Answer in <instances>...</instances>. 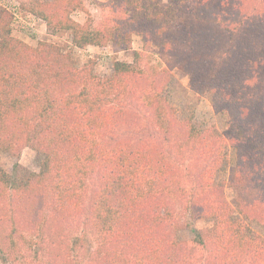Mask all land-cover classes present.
Segmentation results:
<instances>
[{
	"label": "trees",
	"instance_id": "trees-1",
	"mask_svg": "<svg viewBox=\"0 0 264 264\" xmlns=\"http://www.w3.org/2000/svg\"><path fill=\"white\" fill-rule=\"evenodd\" d=\"M79 6L78 0H35L29 12L52 34L70 31L79 48L111 43L130 49L133 35L145 50L157 46L169 68L185 72L199 97L209 94L214 112L227 113L232 126L225 141L213 127L181 123L164 99L166 87L146 72L116 62L111 78L100 81L90 67L74 68L56 45L31 47L15 38L13 16L1 9L0 149L28 146L42 160L38 173L21 180L0 168V206L11 201L9 189L18 208L30 204L33 209L28 196L45 189L51 190L53 204L44 216L40 208L32 213L34 229L27 226V237L16 230L27 221L0 207L5 219L0 264L14 261L6 240L17 248L28 239L49 259L65 244L66 225L74 219L82 227L72 242L76 255L61 264L82 257L78 252L87 237L96 244L88 264L101 253L128 247V253L141 256L112 262L105 255V264H264V239L249 228L253 222L264 225L259 207L264 204V127L258 125L264 118V0H170L165 6L158 0H116L93 31L69 19ZM205 28L210 31H199ZM214 30L226 31L227 41L220 37L219 44L211 43ZM136 97L146 99L151 110V141L120 142L117 134L127 131V109ZM228 146L235 150L227 183L231 201L208 179L215 168L227 170ZM177 169L192 180L190 190L179 177L172 179ZM174 193L186 200L188 219L211 224L191 240L168 243L167 228L177 212L165 196ZM187 250L200 253L189 257Z\"/></svg>",
	"mask_w": 264,
	"mask_h": 264
},
{
	"label": "rangeland",
	"instance_id": "rangeland-1",
	"mask_svg": "<svg viewBox=\"0 0 264 264\" xmlns=\"http://www.w3.org/2000/svg\"><path fill=\"white\" fill-rule=\"evenodd\" d=\"M34 1L35 0H0V10L5 9L13 16L11 32L15 38L31 47H36L39 43L56 45L59 47L61 53L67 54L70 57L74 68L81 69L90 67V74L100 79V81H105L111 78L113 74V65L116 62L128 64L137 73L146 72L151 79L155 78L158 80L157 82L161 86V89L166 87L162 90L164 99L167 105L173 110L178 121L184 124L194 125L198 129H201L202 127H213L215 129V134H219L226 141L228 133L230 132L229 128L232 126V121L228 117V114H216L211 106V96L206 94L199 97L194 91H192L189 86V76L181 70L169 68L167 55H165L157 46L150 45L149 48H146L145 50L141 38L137 35H133L130 49L119 48L115 45H111V43H105L103 46L88 45L85 48H79L74 45L73 36L70 31H58L52 34L47 30L43 21L30 14L29 11ZM78 1L80 2V6L70 12L69 19L73 23L87 26L88 31H93L101 26L104 18L109 15V8L114 5L116 0ZM158 3L165 6L170 3V0H158ZM229 14L230 11L228 10V15H226L225 18H228ZM221 27L222 26L220 25L219 28ZM208 30L209 29L205 28L204 30L199 31L207 32ZM216 31H213L214 40H212L211 43L219 44L220 37H222L224 41H227L228 33L226 31L221 33L218 30ZM135 53H140V57H137ZM164 70H168L169 72L165 71V76H162ZM135 100H137V97ZM145 100L146 99L142 98L134 101L132 107L130 106L127 109L126 122L128 123V129L125 132L117 134V140L120 142L136 144L139 141H151V138L147 134V130L151 128V110ZM258 125L259 128L264 127V118L258 119ZM227 157V170L225 171L215 168L216 170L209 174L208 179L212 186L223 188L227 199L231 201L233 194L231 193V188L227 185L228 171L235 165V150L231 146L227 147ZM41 160V157L37 156L28 146H19L16 149L13 148V150L9 151L0 149V168L10 176L18 178V180L26 178L29 173H38L41 167ZM153 167L158 168V165L153 164ZM172 172V179H175V176L177 179L179 177V180L181 181L179 183L181 186L182 183H184L186 184V190H190L192 187V180L186 177L185 170L177 169ZM5 192L11 201L9 203L7 201V203L0 207L6 210L11 209L15 213L17 219L21 217L23 218V221H27L22 222V224L20 223L16 228L17 231L24 232V234L28 231V229H26L27 226L32 227L33 225L31 223L32 213L40 208V216H44L53 204L52 192L49 189L38 190L32 192L30 196H28L29 199L27 198V200L32 203L34 207L33 209L30 204L24 207L26 209H22L20 206L19 208L16 207L17 204L14 203V193H12L11 189L6 190ZM178 194L179 193L167 194L165 196V199L174 205L177 212V215L174 218V223L170 228H167L168 243H172V241L178 242L191 240L195 231L203 229L211 224V221H208V219L200 217L194 220L188 219V216L190 215L185 211L187 208L185 207L186 200H183L182 198L183 201H181L180 195ZM84 199L86 201V198ZM262 199H264V197ZM259 207H262V216L264 217V204L260 203ZM23 211L26 214L29 212V215L25 216V214H21ZM1 213L2 212L0 211V225L5 222V219L1 217ZM68 216L69 215L65 212V217ZM72 223L73 225H66L68 230L66 231L67 237L64 240L65 244L61 247L60 251H54L50 258H46V260L43 258V254L40 255L44 252H42L41 249L39 251L38 246L35 247L33 244H30L28 239L24 244H19L17 248H13V246L7 244V240L4 241V245L11 247L9 250L14 254V261H11L10 259V263L8 264H14V262L15 264H61L62 260H66L67 256L72 257L70 255H76V251L74 252L72 249V242L79 236L81 237L82 227L75 219ZM5 227V231L10 229L9 226L5 225ZM249 228L255 234L264 239V225L253 222L249 225ZM11 229L15 231L14 228ZM51 231L54 232L53 229ZM28 233L31 232L28 231ZM25 235L27 237V234ZM85 240L86 241L83 242L84 247L78 252L82 253V257L76 258L74 261L75 263L73 262L72 264H88L86 261L88 260L87 256L90 252L96 249V244L93 243L89 237ZM52 246L55 247L54 244ZM116 252L117 253H101L97 262H92L90 264H105V255L110 256L112 262L114 260L120 261L124 258L131 260V256H141V253H128L131 252L129 247L123 251H117L116 249ZM199 253L200 252L198 251H188V256H197ZM61 254L64 256H61ZM95 256V254H92L93 258H95Z\"/></svg>",
	"mask_w": 264,
	"mask_h": 264
}]
</instances>
